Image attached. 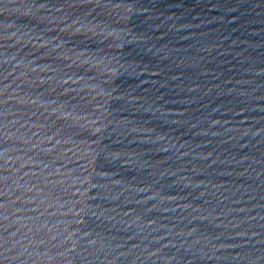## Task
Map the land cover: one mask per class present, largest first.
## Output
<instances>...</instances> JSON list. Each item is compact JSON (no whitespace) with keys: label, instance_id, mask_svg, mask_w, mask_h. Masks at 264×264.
Masks as SVG:
<instances>
[{"label":"water","instance_id":"1","mask_svg":"<svg viewBox=\"0 0 264 264\" xmlns=\"http://www.w3.org/2000/svg\"><path fill=\"white\" fill-rule=\"evenodd\" d=\"M0 264H264V0H0Z\"/></svg>","mask_w":264,"mask_h":264}]
</instances>
